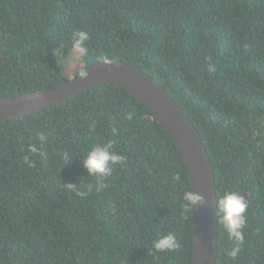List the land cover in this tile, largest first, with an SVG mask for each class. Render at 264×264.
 <instances>
[{"label": "trees", "instance_id": "obj_1", "mask_svg": "<svg viewBox=\"0 0 264 264\" xmlns=\"http://www.w3.org/2000/svg\"><path fill=\"white\" fill-rule=\"evenodd\" d=\"M76 31L89 35L87 56L72 49ZM74 56L71 76L63 63ZM110 58L148 74L182 109L210 157L216 199L247 200L241 250L229 258L236 244L218 223L215 264H264V0H0V97ZM97 144L124 157L103 179L81 163ZM185 191L179 150L119 87L0 122V264H192ZM167 234L177 248L154 250Z\"/></svg>", "mask_w": 264, "mask_h": 264}, {"label": "water", "instance_id": "obj_2", "mask_svg": "<svg viewBox=\"0 0 264 264\" xmlns=\"http://www.w3.org/2000/svg\"><path fill=\"white\" fill-rule=\"evenodd\" d=\"M110 61V69L106 68ZM68 81L24 94L0 97V122L25 118L56 106L99 85L124 89L149 111L169 135L187 169L190 191L203 196L204 204L192 211V264H215L218 221L215 176L206 147L196 128L166 90L138 67L117 59H103Z\"/></svg>", "mask_w": 264, "mask_h": 264}, {"label": "clouds", "instance_id": "obj_3", "mask_svg": "<svg viewBox=\"0 0 264 264\" xmlns=\"http://www.w3.org/2000/svg\"><path fill=\"white\" fill-rule=\"evenodd\" d=\"M89 35L85 31H76L72 36V49L81 57L87 56L88 48L86 41H88ZM210 57H206V60H210ZM110 61H106V68L110 69ZM208 70L214 72L216 69L214 66L209 65ZM81 78L87 77V72H80ZM125 119H132L131 114H127ZM38 139L43 143L46 137L43 135L38 136ZM111 145L101 146L97 144L91 148L87 153L86 157L82 160V167L86 170L88 176L97 177L103 179L110 176L112 173V166L121 164L124 157L110 151ZM28 151L30 153H37L38 149L35 145H30ZM42 157L45 155L43 152L39 153ZM24 163L28 164L29 167L33 166V163L27 156L24 157ZM172 179L179 182L180 176L173 175ZM69 190H76V185L67 184ZM103 185L101 184V187ZM81 197H84L86 192H77ZM183 207L185 210H193L195 206H202L204 204L203 196L195 194L191 191H185L182 195ZM216 217L218 223L227 232L230 239H232L236 246L227 253L229 258L235 259L237 254L241 250V245L244 243V232L246 218L245 212L249 205L247 200L242 196L233 191H225L215 200ZM177 240L175 235L167 234L157 238L153 241L154 250L165 253L172 252L177 248Z\"/></svg>", "mask_w": 264, "mask_h": 264}, {"label": "rangeland", "instance_id": "obj_4", "mask_svg": "<svg viewBox=\"0 0 264 264\" xmlns=\"http://www.w3.org/2000/svg\"><path fill=\"white\" fill-rule=\"evenodd\" d=\"M63 64L67 74L73 76L79 68V59L77 56H74L68 61V63L64 62Z\"/></svg>", "mask_w": 264, "mask_h": 264}]
</instances>
